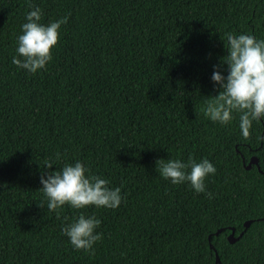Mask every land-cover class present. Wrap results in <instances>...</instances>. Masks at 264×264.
Wrapping results in <instances>:
<instances>
[{"label":"trees","instance_id":"16d2710c","mask_svg":"<svg viewBox=\"0 0 264 264\" xmlns=\"http://www.w3.org/2000/svg\"><path fill=\"white\" fill-rule=\"evenodd\" d=\"M263 127L264 0H0V264H264Z\"/></svg>","mask_w":264,"mask_h":264},{"label":"water","instance_id":"95a60500","mask_svg":"<svg viewBox=\"0 0 264 264\" xmlns=\"http://www.w3.org/2000/svg\"><path fill=\"white\" fill-rule=\"evenodd\" d=\"M263 128H264V127H263ZM251 164H256L257 168L260 170L259 166L257 165V160H256V158H255L254 156H252V157L248 160L247 164H245V168H250ZM260 171H261V170H260ZM263 218H264V217H263ZM250 221H251L250 219L245 220V222L243 223V227H244V229L249 225ZM220 230H221V228H218L214 233L216 234V233H218ZM243 231H244V230H241V231L238 233L237 236H234V229L231 228V231H230V233H229L228 236H227L228 240H229L230 242H233V241L236 240L238 237H240V235L243 233ZM209 235H210V234H209ZM209 235H208V239L210 240V236H209ZM209 246H210L211 248H213L212 243H209ZM218 261H219V258H218V255H217L216 251H215V264H217Z\"/></svg>","mask_w":264,"mask_h":264}]
</instances>
